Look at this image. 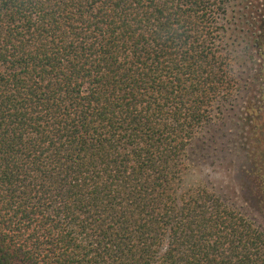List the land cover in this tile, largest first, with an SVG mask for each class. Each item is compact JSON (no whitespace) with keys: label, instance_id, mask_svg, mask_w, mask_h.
I'll return each mask as SVG.
<instances>
[{"label":"trees","instance_id":"obj_1","mask_svg":"<svg viewBox=\"0 0 264 264\" xmlns=\"http://www.w3.org/2000/svg\"><path fill=\"white\" fill-rule=\"evenodd\" d=\"M230 3L0 0V264H264V232L185 184L242 87ZM248 6L264 195V0Z\"/></svg>","mask_w":264,"mask_h":264},{"label":"rangeland","instance_id":"obj_2","mask_svg":"<svg viewBox=\"0 0 264 264\" xmlns=\"http://www.w3.org/2000/svg\"><path fill=\"white\" fill-rule=\"evenodd\" d=\"M248 5L249 0H231L228 13L235 68L242 87L221 105L217 115L189 146L185 184L207 187L264 232V195L255 174H251L257 165L253 160L256 143L244 109L259 100V85L252 80L257 61L250 42L256 33L253 24L256 20H252L253 14L248 16ZM238 9H242L243 20V16L239 19Z\"/></svg>","mask_w":264,"mask_h":264},{"label":"flooded vegetation","instance_id":"obj_3","mask_svg":"<svg viewBox=\"0 0 264 264\" xmlns=\"http://www.w3.org/2000/svg\"><path fill=\"white\" fill-rule=\"evenodd\" d=\"M247 119H248V118H247ZM248 121H249V119H248ZM251 122H252V121H250V123H251ZM250 126H251V128H252V123L250 124ZM260 128H261V127L259 126V130H260Z\"/></svg>","mask_w":264,"mask_h":264}]
</instances>
